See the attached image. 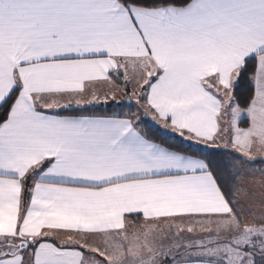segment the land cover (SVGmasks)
Here are the masks:
<instances>
[{
	"label": "snow or ice",
	"instance_id": "snow-or-ice-1",
	"mask_svg": "<svg viewBox=\"0 0 264 264\" xmlns=\"http://www.w3.org/2000/svg\"><path fill=\"white\" fill-rule=\"evenodd\" d=\"M0 264H264V0H0Z\"/></svg>",
	"mask_w": 264,
	"mask_h": 264
},
{
	"label": "crops",
	"instance_id": "crops-1",
	"mask_svg": "<svg viewBox=\"0 0 264 264\" xmlns=\"http://www.w3.org/2000/svg\"><path fill=\"white\" fill-rule=\"evenodd\" d=\"M256 167H261V165L257 164Z\"/></svg>",
	"mask_w": 264,
	"mask_h": 264
}]
</instances>
